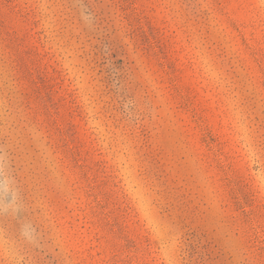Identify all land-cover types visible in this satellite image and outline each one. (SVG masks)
Here are the masks:
<instances>
[{
	"label": "rangeland",
	"instance_id": "obj_1",
	"mask_svg": "<svg viewBox=\"0 0 264 264\" xmlns=\"http://www.w3.org/2000/svg\"><path fill=\"white\" fill-rule=\"evenodd\" d=\"M193 243L264 264V0H0V264Z\"/></svg>",
	"mask_w": 264,
	"mask_h": 264
},
{
	"label": "trees",
	"instance_id": "obj_2",
	"mask_svg": "<svg viewBox=\"0 0 264 264\" xmlns=\"http://www.w3.org/2000/svg\"><path fill=\"white\" fill-rule=\"evenodd\" d=\"M18 66H19V69H25V68H27V70L30 72V77L31 78L33 77L32 80H34V82H36L37 84L40 83L39 76L38 77L37 76H34L33 72L31 71L32 68L30 67V65H28L26 63V60H24V58H22L19 61ZM45 101L47 102V111H48V114L51 115L53 117V121L55 123H57L56 119L54 118L53 111H52L53 105H52L51 99L49 97L48 98L46 97V100ZM66 135L68 136V133H66ZM242 212H243V214L245 216H247L245 210H242ZM240 221H242V220H240ZM209 228H210V226L207 227V230H206L207 232L210 231ZM252 228H254V227H252ZM207 232L203 234V237L206 238L207 239V243H209V239H208ZM209 245L207 247H200L198 245V243L191 244V250H190L191 251L190 252L191 255H190V257H192V258L195 257L194 258L195 259V264H216L215 260H217V259L219 260L217 262V264H222L220 261H223L225 264H233V262H234V264H237L236 262L239 261V260L233 261L234 259H233L232 256L230 257V259L232 260V262L231 261L230 262H226L220 256H216V257L212 256L210 253L207 252V251H209L207 249L210 248Z\"/></svg>",
	"mask_w": 264,
	"mask_h": 264
}]
</instances>
